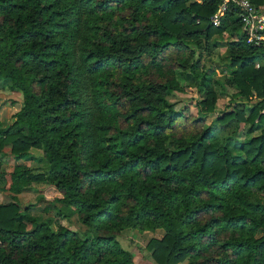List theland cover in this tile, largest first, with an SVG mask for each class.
<instances>
[{
	"label": "trees",
	"instance_id": "1",
	"mask_svg": "<svg viewBox=\"0 0 264 264\" xmlns=\"http://www.w3.org/2000/svg\"><path fill=\"white\" fill-rule=\"evenodd\" d=\"M219 2L0 0V83L23 98L0 128V163L4 145L16 158L0 264H133L116 236L157 227L145 244L154 264H264V41H246L231 4L213 26ZM249 2L264 14V0ZM219 47L214 68L236 101L205 126L165 96L193 88L211 114L199 58ZM216 128L230 129L240 159ZM29 149L42 152L40 171L21 162ZM40 182L59 194L37 197L44 219L15 200Z\"/></svg>",
	"mask_w": 264,
	"mask_h": 264
},
{
	"label": "rangeland",
	"instance_id": "2",
	"mask_svg": "<svg viewBox=\"0 0 264 264\" xmlns=\"http://www.w3.org/2000/svg\"><path fill=\"white\" fill-rule=\"evenodd\" d=\"M225 48L219 47L215 49H209L208 51L203 50L200 53L199 62L202 65V69L205 71L209 83L212 85L213 90L215 92V105L213 112L211 114H205L200 111L199 101L200 96L193 88H185L183 90H172L171 93L165 96L166 100L173 105V109L182 115H190L194 117H202L203 123L205 126L212 125L216 123V117L222 112L230 109L233 106L235 98H232L231 95L234 93L235 89L233 87L228 86L226 82V74H219L217 70H215L214 65L216 62L222 63L221 56L224 54ZM1 86L4 87L5 90L9 93L6 98H1L0 111L2 107L12 106L14 109L20 108L23 104L22 94L18 90H12L7 87V83L1 82ZM8 103V104H6ZM17 107V108H16ZM10 109V108H9ZM13 117V115H11ZM6 118V117H4ZM5 126L7 127V123L9 120H5ZM1 127V128H4ZM214 135L222 139V142L229 147L232 152V155L237 159L242 157L241 152L233 151L234 145L230 135V129H214ZM256 133V132H255ZM238 141L243 139L242 136H239ZM6 151H8L6 146ZM31 157H23L21 161L28 165L34 172L40 171V157L41 150L31 149ZM16 161V158L6 154L3 158V161L0 163V172L1 174H7L8 171L11 170L12 165ZM0 192L2 198L0 197V202L10 200L11 194H9L5 189V181H0ZM37 197H41L42 200L50 201L59 197V194L55 190V188L49 184L40 182L33 183L29 188L24 189L21 193L17 194L15 200L19 203L20 208L31 204L36 203L34 209L30 208L27 211L28 215H32L37 218H45V214L40 212V207L43 205L42 201L36 202ZM264 199V196H263ZM49 217L54 221H58L64 227L73 230V231H83L86 227L77 220L76 214H71L69 218H63L59 216H55L53 213H49ZM29 228L30 226L27 225ZM163 235V230L159 227L154 229H123L116 236V239L121 246V248L128 252L131 255V259L133 264H154L150 257V253L145 248V244L150 238H160ZM177 264H187V260H184Z\"/></svg>",
	"mask_w": 264,
	"mask_h": 264
},
{
	"label": "built area",
	"instance_id": "3",
	"mask_svg": "<svg viewBox=\"0 0 264 264\" xmlns=\"http://www.w3.org/2000/svg\"><path fill=\"white\" fill-rule=\"evenodd\" d=\"M231 4L236 10L246 41L253 45L264 41V14L254 7L249 0H220L217 11L210 17L211 24H219V14Z\"/></svg>",
	"mask_w": 264,
	"mask_h": 264
},
{
	"label": "crops",
	"instance_id": "4",
	"mask_svg": "<svg viewBox=\"0 0 264 264\" xmlns=\"http://www.w3.org/2000/svg\"><path fill=\"white\" fill-rule=\"evenodd\" d=\"M264 10V5L261 7ZM7 94L9 95V93L7 92V90L4 89L3 86L0 85V99L1 98H6ZM8 104V103H6ZM0 105H1V101H0ZM10 108V109H9ZM17 108V107H16ZM19 109V107L17 109H14V107L9 106V107H2V110L0 111V128L4 127L6 123L5 120H9V123H7V126L11 124V122L13 121V117H11V115H13L17 110ZM6 117V118H4ZM5 128V127H4ZM6 146L8 151H6ZM33 150V149H32ZM38 150V149H35ZM1 151L5 154H9V145H4L3 148L1 149ZM31 149L28 150L27 154L25 155V157L30 158L31 157ZM23 162V161H21ZM42 167V162L40 161V168ZM41 170V169H40ZM9 172V171H8ZM5 175V189L7 191V184H8V174H4ZM33 184V183H32ZM30 187V186H29ZM27 187V188H29ZM23 191V190H22ZM21 191V192H22ZM20 192V193H21ZM17 196V195H16ZM0 197L2 198L1 192H0ZM11 198L10 200H6V201H2L0 203H8L11 202Z\"/></svg>",
	"mask_w": 264,
	"mask_h": 264
}]
</instances>
